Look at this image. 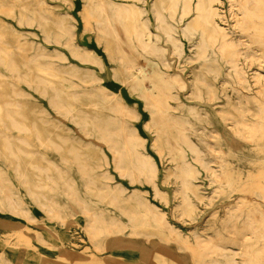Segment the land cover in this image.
I'll return each instance as SVG.
<instances>
[{
    "label": "rangeland",
    "instance_id": "374dc122",
    "mask_svg": "<svg viewBox=\"0 0 264 264\" xmlns=\"http://www.w3.org/2000/svg\"><path fill=\"white\" fill-rule=\"evenodd\" d=\"M233 1L252 13L251 21L241 24L230 6L234 2L218 0L213 7L220 19L214 22L242 53L252 55L250 62L238 57L244 86L233 75L229 50H216L219 33L195 23V13L180 19V0H0V46L11 47L19 73L27 66L32 79L17 82L21 96L15 94L11 74L0 63V107L31 130L18 134L0 126V264H226L229 253L239 264L254 257L264 264V217L253 218V225L245 222L249 212L264 215V63L258 58L264 57V0ZM124 6L137 11L143 39L154 51L137 44ZM171 75L179 76L184 88ZM163 96L166 111L159 110ZM134 132L138 139L131 137ZM182 135L201 152L208 170L194 163ZM138 154L154 163V174L138 172ZM187 164L197 171L185 185L181 173ZM152 211L162 222L152 219ZM86 212L97 215L95 238L89 236ZM111 222L125 229L106 237ZM203 239H213L221 252L205 257L194 243ZM255 241L258 253L251 247Z\"/></svg>",
    "mask_w": 264,
    "mask_h": 264
},
{
    "label": "bare ground",
    "instance_id": "6f19581e",
    "mask_svg": "<svg viewBox=\"0 0 264 264\" xmlns=\"http://www.w3.org/2000/svg\"><path fill=\"white\" fill-rule=\"evenodd\" d=\"M137 1H139V0H137ZM181 1V10H180V19H183V18H185V17H188V16H190L191 15V13H195V19H194V22L195 23H201L204 27H209L211 30H212V32L213 33H215V34H217V33H219L218 34V46H217V49L216 50H219V52L221 53L223 50H226V51H228L229 50V53H226L227 54V56L229 57V62H230V64H231V67H232V69H233V75H234V77L236 76L237 77V81L240 83V86L241 85H245V83H246V76H245V71H244V69H242L241 67H239V64H238V61L240 60L238 57L239 56H241V58H242V60H243V62L244 61H247L248 59V61L250 62V59L252 58V55H250V54H248V53H242L241 52V50L240 49H238L239 47V45L240 44H236V43H232L231 41L232 40H230V38L228 37V33L222 28V27H220L219 25H217L215 22H214V17H218L219 19H220V14L219 13H217V11L214 9V3L216 2V1H218V0H196L195 2H194V0H180ZM220 1V0H219ZM172 2H173V0H172ZM229 2H231V1H229ZM232 2H234L233 0H232ZM241 4H247V3H249V1L248 0H241ZM258 3V2H262V0H255L254 1V3H253V5L255 4V3ZM102 3H103V5H105L104 4V1H102ZM263 3V2H262ZM230 4V3H229ZM100 5V4H99ZM113 5V4H112ZM256 5V4H255ZM262 5V4H261ZM231 7H236V9L234 8L233 9V11L235 12V14H236V16H239L240 18V23L241 24H244V23H246L247 21H251V14L252 13H247L246 11H243L242 9H240V8H238L239 7V5H237V2L235 3H233V4H231L230 5ZM100 7V6H99ZM117 7H118V9H117V11L119 10V6L117 5ZM230 7V8H231ZM254 7V6H253ZM256 7V6H255ZM263 7V6H262ZM261 7V8H262ZM123 8V10H124V14H123V16H124V19H126L128 22H129V24L131 25V27H132V30H133V33H134V35H135V40H136V42H137V44L141 47V48H143V49H145V50H152V51H154L155 50V47L153 46V45H151V43H149V42H146L144 39H143V28L145 27V25L144 24H141L140 23V20L139 19H137L138 18V13H137V11L135 10V8L133 7V6H130V7H127V6H124V7H122ZM257 8V7H256ZM250 9L252 10L253 8L252 7H250ZM22 10H23V8H22ZM104 10V9H103ZM155 10V9H154ZM156 12H158V11H156ZM40 14V13H39ZM115 14H116V12H115ZM255 14V13H254ZM176 15V14H175ZM241 15V16H240ZM19 16V15H18ZM21 16V15H20ZM33 16V15H32ZM230 16V15H229ZM43 17V16H42ZM42 17H41V19H42ZM120 17V14L119 13H117L116 15H115V17L114 18H119ZM23 18V17H22ZM25 19H27V18H25ZM141 19V18H140ZM222 19V18H221ZM30 20V19H29ZM43 20V19H42ZM47 20H49L48 18H47ZM62 20V19H61ZM161 20V19H160ZM34 21V20H33ZM109 21V20H108ZM155 21V20H154ZM30 22H31V20H30ZM30 22H29V24H30ZM159 22V21H158ZM223 22V21H222ZM27 23V22H26ZM28 24V23H27ZM108 24V23H107ZM236 24V23H235ZM37 25V24H36ZM56 25V24H55ZM60 24H58L57 23V26H59ZM160 26V25H159ZM239 26V25H238ZM199 28V27H198ZM111 28H109V30H110ZM232 29V28H231ZM166 30V29H165ZM170 30V29H169ZM97 31V30H96ZM119 31H120V29H119ZM148 31V30H147ZM204 31V30H203ZM254 31V30H253ZM256 31V30H255ZM254 31V32H255ZM44 32V31H43ZM70 32V31H69ZM98 32H99V30H98ZM118 32V31H117ZM171 32V31H170ZM186 32V31H185ZM240 32V31H239ZM258 32V31H257ZM147 33V35H149L150 36V32H146ZM261 33V32H260ZM263 33V32H262ZM117 34V33H116ZM188 34V33H187ZM243 34H245V35H249L246 31L245 32H243ZM264 34V33H263ZM168 35V34H167ZM260 35V34H259ZM114 36H116V35H114ZM209 36V35H208ZM208 36H207V38H208ZM258 36V35H257ZM117 37V36H116ZM151 37V36H150ZM249 37V36H248ZM251 38V37H250ZM261 38H262V36H261ZM260 38V40H262ZM116 39V38H115ZM209 39V38H208ZM237 39H238V36H237ZM253 39V38H252ZM120 40V39H119ZM215 40V39H214ZM240 40V39H239ZM254 41H259V39L257 38V37H255V39H253ZM213 42V41H212ZM242 43V42H241ZM174 44V43H173ZM258 44H259V42H258ZM212 45V44H211ZM242 45H244V44H242ZM254 45V44H253ZM120 46V45H119ZM175 46V45H174ZM173 46V47H174ZM175 47H177V46H175ZM202 47V46H201ZM249 47V46H248ZM260 47V46H259ZM203 48V47H202ZM127 49V48H126ZM198 49V48H197ZM263 49V53H264V48H262ZM173 50V49H172ZM178 50V49H177ZM206 51V50H205ZM205 51L203 52V53H205ZM259 51V50H258ZM80 52V51H79ZM177 52H179V51H177ZM126 53V52H125ZM160 53V52H159ZM201 53V52H200ZM207 53V52H206ZM258 53V52H257ZM150 54H151V52H150ZM153 55H154V53H152ZM158 54V53H157ZM177 54V53H176ZM179 54V53H178ZM196 54V53H195ZM39 55H42V54H39ZM38 55V56H39ZM81 55V54H80ZM87 55H89V53L87 54ZM91 55V54H90ZM200 55V54H199ZM202 55V54H201ZM200 55V56H201ZM205 55V54H204ZM203 55V56H204ZM215 55V54H214ZM221 55V54H220ZM35 56V55H34ZM43 56V55H42ZM40 57L41 59L43 58V57ZM92 56V55H91ZM156 56V55H155ZM199 56V57H200ZM206 56V55H205ZM37 57V56H36ZM36 57H34V59L36 58ZM202 57V56H201ZM199 58V59H202V58ZM223 57H224V55H223ZM257 57V56H256ZM190 58V57H189ZM225 58H227V57H225ZM259 59H262V61H260V62H262V63H264V57H258ZM196 59V58H195ZM32 60V59H31ZM192 60V59H191ZM33 61H35V60H33ZM138 61V60H137ZM143 61V60H142ZM29 62H30V60H29ZM0 63L10 72V74H11V82L9 83V87L11 88V90L15 93V94H17L18 93V91H19V89H18V87L17 88H14L15 86H16V83L17 82H19V81H22V82H24V83H32V79H31V77H30V73H28V71H29V68H27V66H26V71L21 75L20 73H19V71H18V69H17V67H16V65H15V62H14V60H13V53H12V51H11V47L10 46H3V47H1L0 46ZM138 63V62H137ZM147 63V62H146ZM205 63V62H204ZM230 64H228V65H230ZM259 64V63H258ZM44 65V64H43ZM46 65V64H45ZM48 67H49V65H47ZM205 66V65H204ZM207 66V65H206ZM210 66V65H209ZM44 67V66H43ZM51 67V66H50ZM136 67V66H135ZM230 67V68H231ZM248 67H250V66H248ZM259 67V66H258ZM45 68V67H44ZM211 68V67H210ZM41 69H43V68H41ZM46 69H49V68H47L46 67ZM202 69V68H201ZM213 69V68H212ZM140 70V69H139ZM145 70V69H144ZM147 70V69H146ZM230 70V69H229ZM55 71V70H54ZM199 71V70H198ZM204 71V70H203ZM203 71H202V73H203ZM207 71V70H206ZM205 71V72H206ZM209 71V70H208ZM215 71V70H214ZM38 72V71H37ZM57 72V71H56ZM142 72V71H141ZM193 72H194V70H193ZM227 72V71H226ZM210 73V72H209ZM216 73V72H215ZM258 73V72H257ZM211 74V73H210ZM228 74V73H227ZM45 75H47V74H45ZM51 75H53V73L52 74H50V76ZM196 75V74H195ZM198 75V74H197ZM207 75H208V73H207ZM215 74H213V76H214ZM228 75H230V74H228ZM55 76V75H54ZM171 76H174V75H171ZM193 76V75H192ZM199 76V75H198ZM202 76V75H201ZM203 76H204V74H203ZM206 76V75H205ZM36 77V76H35ZM169 77V76H168ZM218 77V76H217ZM217 77L215 78V79H217ZM228 77H231V76H228ZM37 78V77H36ZM41 78V77H40ZM39 78V79H40ZM55 78H56V76H55ZM172 78V77H171ZM193 78V77H192ZM197 78V77H196ZM42 79V78H41ZM40 79V80H41ZM79 79V78H78ZM83 79H85V78H83ZM83 79H82V82H84L83 81ZM252 79H253V76H252ZM257 79V78H256ZM263 79V78H262ZM44 80V79H43ZM81 80V79H80ZM174 80L176 81V83L179 85V86H182L183 88H184V83L185 82H183L182 80H181V78L179 77V76H174ZM173 80V81H174ZM198 80H199V78H198ZM203 80V79H202ZM232 80V79H231ZM259 80H260V78H259ZM42 81V80H41ZM44 81H46V80H44ZM93 81V80H92ZM193 81H195V79H193ZM193 81H192V83H193ZM206 81V80H205ZM86 82V81H85ZM84 82V83H85ZM200 82V81H199ZM208 82V81H207ZM220 82V81H219ZM258 82H260V81H258ZM88 83V82H87ZM86 83V84H87ZM48 84V83H47ZM46 84V85H47ZM198 84V83H197ZM200 84H202V82L200 83ZM199 84V85H200ZM209 84H211V83H209ZM51 85V84H50ZM193 85H194V83H193ZM212 85V84H211ZM243 85V86H244ZM254 85V84H253ZM261 85V84H260ZM201 86V85H200ZM205 86V85H204ZM235 86V85H234ZM238 86V85H237ZM255 86H256V83H255ZM51 87V86H50ZM199 87V86H198ZM202 87V86H201ZM212 87H215V86H212ZM145 88V87H144ZM153 88V87H152ZM242 88V87H241ZM206 89H209V88H206ZM234 89V88H233ZM232 89V90H233ZM243 89V88H242ZM146 90V89H145ZM205 90V89H204ZM214 90V89H213ZM244 90V89H243ZM176 91V90H175ZM197 91H198V89H197ZM196 91V92H197ZM226 91H227V89H226ZM234 91V90H233ZM238 91V90H237ZM62 92V91H61ZM155 92V91H154ZM200 92H202V91H200ZM240 92V91H239ZM255 92V91H254ZM19 93H20V96H21V92L19 91ZM189 93V92H188ZM211 93V92H210ZM213 93H215V92H213ZM232 93V92H231ZM238 93V92H237ZM236 93V94H237ZM257 93L258 94H260L261 92H259V91H257ZM191 94V93H190ZM198 94H199V92H198ZM215 94H217V93H215ZM226 94V93H225ZM256 94V93H255ZM25 95V94H24ZM166 95V94H165ZM189 95V94H188ZM192 95V94H191ZM206 95V94H205ZM210 95V94H209ZM28 96V95H27ZM169 96V95H168ZM211 96H212V94H211ZM218 96V95H217ZM231 96V95H230ZM238 96V95H237ZM264 96V95H263ZM145 97V96H144ZM190 97H192V96H190ZM199 97H201V96H199ZM226 97V96H225ZM115 98V97H114ZM147 98V97H146ZM145 98V99H146ZM150 98V97H149ZM208 98V97H207ZM211 98V97H210ZM228 98V97H227ZM241 98V97H240ZM261 98V97H260ZM264 98V97H263ZM171 99V98H170ZM209 99V98H208ZM215 99V98H214ZM219 99V98H218ZM230 99H231V97H230ZM246 99V98H245ZM248 99V98H247ZM251 99L252 98H250V100L249 101H251ZM147 100V99H146ZM235 100V99H234ZM238 100V99H237ZM242 100H244V99H242ZM241 100V101H242ZM166 96H163V98H162V100L159 102V110L161 109V110H163V111H166V109H167V105H166ZM172 101V100H171ZM216 101V100H215ZM230 101V100H229ZM232 101V100H231ZM230 101V102H231ZM240 101V100H239ZM148 102V101H147ZM210 102H212V101H210ZM227 102V101H226ZM229 102V103H230ZM234 102V101H233ZM252 102V101H251ZM152 103H154V102H152ZM241 103H243V102H241ZM241 103H237V105L238 104H240L241 105ZM245 104V103H244ZM252 104V103H251ZM234 105V104H233ZM169 106V105H168ZM246 106V105H245ZM63 107V109L65 108L64 106H62L61 105V108ZM171 107V106H170ZM169 107V108H170ZM233 107V106H232ZM259 107V106H258ZM261 108H263L262 106H260ZM152 108V107H151ZM239 108V106H237V109ZM243 108V107H242ZM241 108V106H240V110L242 109ZM126 109V108H125ZM172 109V108H171ZM177 109V108H176ZM232 109V108H231ZM43 110V109H42ZM130 110V109H129ZM243 110V109H242ZM45 111V110H44ZM67 111V110H66ZM121 111V110H120ZM119 111V112H120ZM158 111V110H157ZM221 111V110H220ZM234 111V110H233ZM251 111V110H250ZM161 112V111H160ZM235 112H237V111H235ZM181 113V112H180ZM242 113H244V112H242ZM150 114V113H149ZM197 114V113H196ZM199 114V113H198ZM197 114V115H198ZM203 114V113H202ZM238 114V116H239V113H237ZM246 114V113H245ZM40 115H42V114H40ZM196 115V116H197ZM255 115V114H254ZM163 116V115H162ZM199 116V115H198ZM228 116V115H227ZM243 116V115H242ZM253 116V115H252ZM168 117V116H167ZM202 117V116H201ZM231 117V116H230ZM257 116H255V118H256ZM127 118V117H126ZM174 118V117H173ZM198 119V118H197ZM199 119H201V118H199ZM205 119V118H204ZM39 120V119H38ZM43 120V119H42ZM41 119H40V121H42ZM44 120H45V118H44ZM135 120H136V118H135ZM134 120V121H135ZM202 120V119H201ZM255 120V119H254ZM235 121H236V119H235ZM260 121H261V119H260ZM264 121V120H263ZM199 122V121H198ZM227 122V121H226ZM232 122V121H231ZM240 122V121H239ZM7 123H8V125H7ZM41 123H45V122H41ZM85 124L87 123V122H84ZM234 123V122H233ZM236 123H238V122H236ZM246 123H250V122H246ZM245 123V124H246ZM189 124V123H188ZM192 124V123H191ZM191 124H190V126H191ZM230 124V123H229ZM239 124V123H238ZM244 124V125H245ZM252 124V123H251ZM45 125H47L46 123H45ZM49 125V124H48ZM232 125V124H231ZM236 125V124H235ZM0 126L1 127H3L4 129L5 128H10V129H12V130H15V131H17V133L18 134H22V133H26V135H30L29 133H30V128H29V126L26 124V123H24V122H19L15 117H14V115L11 113V112H6L5 114L3 113V109L0 107ZM176 126H177V124H176ZM189 126V127H190ZM192 126H193V124H192ZM246 126V125H245ZM35 127V126H34ZM54 127V126H53ZM98 127V126H97ZM108 127V126H107ZM107 127H105V129L107 128ZM182 127V126H181ZM240 127H242V126H240ZM261 127V126H260ZM148 128V127H147ZM253 128V127H252ZM256 128V127H255ZM242 129H243V127H242ZM84 130V129H83ZM101 130V129H100ZM245 130H246V128H245ZM262 130V129H261ZM108 131V130H107ZM183 131H185V130H183ZM193 132H194V130H192ZM254 131V130H253ZM255 131H257V130H255ZM27 132H29V133H27ZM106 132V131H105ZM190 132V131H189ZM261 132L262 131H260V134H261ZM183 133H185V132H183ZM213 133V132H212ZM243 133V132H242ZM246 133V138H248V140L249 139H252V137L254 136V134H253V136H251V134H252V132H249V131H246L245 132ZM255 133V132H254ZM87 134V133H86ZM88 134H89V132H88ZM109 134V133H108ZM107 134V135H108ZM122 134H123V132H122ZM215 134V133H214ZM242 135V134H241ZM256 135H257V133H256ZM106 136V135H105ZM131 136V135H130ZM183 136V139L184 140H186V142L187 143H189V145L191 146L192 145V143H191V141L189 142V139L188 138H186V136L185 135H182ZM210 136V135H209ZM211 136H213V135H211ZM210 136V137H211ZM215 136V135H214ZM213 136V137H214ZM262 136V135H261ZM38 137V136H37ZM58 137H60L59 135H58ZM57 137V138H58ZM124 137V136H123ZM133 139H138L139 138V136H138V134H136V132H134L133 133V135L131 136ZM243 137H244V135H243ZM255 137V136H254ZM63 138V137H62ZM62 138H60L61 140H62ZM182 138V137H181ZM242 138V137H241ZM59 139V138H58ZM197 139V138H196ZM262 138L260 137V140H261ZM244 140H246V139H244ZM248 140H246L247 142H248ZM20 141V140H19ZM124 141H125V139H124ZM196 141V140H195ZM252 141H253V139H252ZM258 141V140H257ZM262 141H263V139H262ZM262 141H259V142H262ZM22 142V141H21ZM185 142V143H186ZM23 143V142H22ZM68 143V142H67ZM191 143V144H190ZM66 144V143H65ZM113 144V143H112ZM114 144H116V143H114ZM55 144L53 143V146H54ZM57 145V144H56ZM55 145V146H56ZM43 146V145H42ZM54 146V147H55ZM60 146V145H59ZM127 146V145H126ZM185 146V145H184ZM212 147H214L213 145H211ZM172 147L173 148H177V146H175V144H173L172 143ZM58 148V147H57ZM73 148V147H72ZM71 147H70V149H72ZM136 148V147H135ZM141 148V147H140ZM187 148V147H186ZM196 148V147H195ZM60 149H61V147H60ZM69 149V150H70ZM139 149V148H138ZM143 149V148H142ZM166 149V148H165ZM177 149H179V148H177ZM253 149V148H252ZM58 150V149H57ZM127 150H128V148H127ZM190 150L193 152V154H194V163H197L198 165H200L205 171L206 170H208V167L205 165V163L203 162V160H202V158H201V152L199 151V150H197V149H194L193 148V146H191V148H190ZM189 150V151H190ZM214 150V149H213ZM254 150H255V148H254ZM137 151V150H136ZM215 151V150H214ZM262 151V150H261ZM264 151V150H263ZM76 152H77V150H76ZM75 152V153H76ZM219 152V151H218ZM69 153V152H68ZM73 153H74V151H73ZM129 153V152H128ZM191 153V152H190ZM209 154H210V152H209ZM219 154V153H218ZM79 155V154H78ZM86 155V154H85ZM204 155V154H203ZM74 156H76L75 154H74ZM80 156V155H79ZM205 156V155H204ZM219 156V155H218ZM82 157V156H81ZM137 161H138V172L139 173H141V174H144L145 172H147V171H150L151 173H155V165H154V163L150 160V159H148V158H146V157H144V156H142L141 154H138L137 156ZM79 158V157H78ZM77 158H74V160H76ZM122 159V158H121ZM131 160V159H130ZM66 161V160H65ZM77 161V160H76ZM78 161H79V159H78ZM81 161H83V160H81ZM86 162V161H85ZM214 162V161H213ZM212 163V162H211ZM78 164H80V163H78ZM213 164V163H212ZM84 165V164H83ZM126 165V164H125ZM130 165H131V163H130ZM216 165V164H215ZM254 165H256V164H254ZM78 166V165H77ZM85 166V165H84ZM96 166V165H95ZM76 167V166H75ZM81 167V166H80ZM86 167H88V165L86 166ZM98 167H100V168H102L101 166H99L98 165ZM119 167V166H118ZM132 167V166H131ZM195 167V166H194ZM77 168V167H76ZM90 168V167H89ZM92 168V167H91ZM90 168V169H91ZM157 168V167H156ZM200 168V167H199ZM125 169V168H124ZM213 169V168H212ZM79 170V169H78ZM81 170V169H80ZM92 170V169H91ZM94 170V169H93ZM92 170V171H93ZM82 171H83V169H82ZM165 171V170H164ZM172 171V170H171ZM197 171V170H196ZM195 171V172H196ZM84 172V171H83ZM85 172L87 173V176H89L88 174V172H87V169L85 168ZM137 172V173H138ZM195 172H194V169H193V167H192V165L191 164H187L186 165V167H185V169L182 171V173H181V176H182V178H183V180H184V183H185V185H187V184H189V178H193V177H195L194 176V174H195ZM208 172V171H207ZM79 173H80V171H79ZM82 173V172H81ZM91 173V172H90ZM93 173V172H92ZM165 173H166V171H165ZM213 173V172H212ZM84 174V173H83ZM130 174V173H129ZM133 174H135V173H133ZM216 175H217V172L215 173ZM127 175V174H126ZM179 175V174H178ZM177 175V176H178ZM225 175L226 176H230V174H229V172H227V173H225ZM264 175V174H263ZM263 175H261L262 177H263ZM86 176V175H85ZM102 176H104V174H102V175H100L99 176V178L100 177H102ZM122 176V175H121ZM123 176H125V174L123 175ZM180 176V175H179ZM92 177V176H91ZM205 177V176H204ZM221 177V176H220ZM85 178V177H84ZM87 178V177H86ZM128 178V177H127ZM177 177H176V175H175V177L173 178V179H176ZM179 178V177H178ZM196 178V177H195ZM207 178V177H206ZM218 178V177H217ZM258 179H259V177H257ZM264 178V177H263ZM88 179V178H87ZM188 179V180H187ZM89 180V179H88ZM92 180V179H91ZM95 180V179H94ZM156 180V179H155ZM194 180V179H193ZM129 181H130V179H129ZM180 181H181V179H180ZM195 181H196V179H195ZM207 181H208V179H207ZM92 182V181H91ZM94 182V181H93ZM130 183V182H129ZM181 183V182H180ZM183 183V184H184ZM192 183V182H191ZM90 184V183H89ZM92 184V183H91ZM95 184V183H94ZM130 184H132V183H130ZM65 185H66V183H65ZM103 185V184H102ZM102 185H101V188H103L104 189V187H105V185H104V187H102ZM107 185V184H106ZM118 185V184H117ZM67 186V185H66ZM93 186V185H92ZM94 186H96V185H94ZM109 186V185H108ZM107 186V187H108ZM116 186V185H115ZM114 186V189L115 188H117V187H115ZM120 185H118V187H119ZM184 186V185H183ZM97 187H99V186H96L95 188H97ZM110 187V186H109ZM121 187V186H120ZM151 187V186H150ZM181 187H182V185H181ZM185 188H186V186H184ZM199 187V186H198ZM262 187V185L260 186V188ZM100 188V189H101ZM183 188V187H182ZM189 188V187H188ZM196 188V187H195ZM256 188H258V187H256ZM255 188V189H256ZM264 188V187H263ZM102 189V190H103ZM110 189H111V187H110ZM93 190V189H92ZM118 189H116V191H117ZM120 190V189H119ZM123 190V189H122ZM183 190V189H182ZM186 190V189H185ZM252 190V189H251ZM250 190V191H251ZM259 190V189H258ZM261 190V189H260ZM260 190L258 191V193L260 192ZM264 190V189H263ZM94 191V190H93ZM99 191V190H98ZM111 191V190H110ZM126 191H127V189H126ZM132 191H134V190H132ZM131 191V192H132ZM184 191V190H183ZM196 191H197V189H196ZM249 191V192H250ZM106 192H108V191H106ZM114 192V191H113ZM113 192H111V193H113ZM120 192V191H119ZM182 192V191H181ZM187 192V191H186ZM192 192V191H191ZM32 193V192H31ZM103 193V192H102ZM108 193H110V192H108ZM123 192H121V194H122ZM184 193H185V191H184ZM198 193V192H197ZM196 193V194H197ZM248 193V192H247ZM247 193H245V194H247ZM253 193V192H252ZM261 193H263V191L261 192ZM74 194V193H73ZM97 195L99 194V193H96ZM125 194V193H124ZM180 194H182V193H180ZM192 194V193H191ZM72 195V194H71ZM104 195V194H103ZM107 195V194H106ZM113 195H114V193H113ZM112 195V196H113ZM123 195V194H122ZM132 195V194H131ZM130 195V196H131ZM251 195V194H250ZM263 195H264V193H263ZM108 196H110L111 197V195H109L108 194ZM129 196V197H130ZM134 196V195H133ZM142 196V195H141ZM173 196H174V194H173ZM193 196H194V194H193ZM197 196V195H196ZM262 196V195H261ZM102 197V196H101ZM105 197V196H104ZM122 197H124V196H122ZM121 197V198H122ZM184 197H185V194H184ZM183 197V198H184ZM213 197V196H212ZM263 197V196H262ZM262 197L260 198V200L262 201ZM103 198V197H102ZM106 199H107V197H105ZM109 198V197H108ZM112 198V197H111ZM139 198V197H138ZM142 198V197H141ZM140 198V199H141ZM187 199V201H188V197H186ZM196 198V197H195ZM256 198V197H255ZM99 199V198H98ZM101 199V198H100ZM118 199V198H117ZM131 200H134V199H132V198H130ZM191 199V198H190ZM189 199V200H190ZM198 199V198H197ZM202 199H204V198H202ZM207 199V198H206ZM258 199V198H257ZM78 200V199H77ZM107 200H109L110 201V199H107ZM111 200H113V198L111 199ZM114 200H116V197L114 196ZM128 200V199H127ZM127 200L125 201V202H127ZM156 200V199H155ZM184 200H185V198H184ZM211 200V199H210ZM239 200V199H238ZM79 201V200H78ZM129 201V200H128ZM141 201V200H140ZM202 201V200H201ZM208 201V200H207ZM258 201V200H257ZM38 202V201H37ZM102 202H104V201H102ZM122 202H124V201H122ZM122 202H120V203H122ZM124 202V203H125ZM134 202V201H133ZM189 202V201H188ZM250 202V200L248 201V203ZM254 202H256V201H254ZM128 203V202H127ZM165 203V202H164ZM182 203V202H181ZM241 203H242V200H241ZM240 203V204H241ZM116 204H118V203H116ZM137 204H138V202H137ZM146 204V203H145ZM192 204V203H191ZM194 204V203H193ZM240 204H238V205H240ZM257 204V203H256ZM255 204V205H256ZM8 205V204H7ZM119 205V204H118ZM127 205V204H126ZM136 205V204H135ZM139 206H140V204H138ZM138 205L136 206L137 208H138ZM142 205V204H141ZM166 205V204H165ZM184 205V204H183ZM182 204H181V206H183ZM185 205H190V204H186V202H185ZM251 205V204H250ZM129 206H132V205H129ZM148 206V205H147ZM229 206V205H228ZM241 206H243V204L241 205ZM120 207V206H119ZM121 207H122V205H121ZM143 207H145V206H143ZM180 207V206H179ZM237 207V206H236ZM239 207V206H238ZM238 207H237V210H234L235 212L236 211H238ZM112 208V207H111ZM141 208H142V206H141ZM184 208H186V206H184ZM184 208H183V210H182V208L180 209V210H182L183 211V213H184ZM195 208V207H194ZM226 208V207H225ZM251 208V207H250ZM119 209V208H118ZM125 209V208H124ZM124 209H123V212H124ZM130 209V208H129ZM132 209H134V205H133V208ZM188 209V208H187ZM198 208H196V210H197ZM236 209V208H235ZM45 210H46V208H45ZM84 210V209H83ZM137 210V209H136ZM143 210V209H142ZM174 210V209H173ZM195 210V209H194ZM195 210V211H196ZM226 210V209H225ZM246 210V209H245ZM250 210V209H249ZM252 210H253V208H252ZM126 212H129V210L127 211V210H125ZM131 211V210H130ZM187 210L185 209V212H186ZM231 211H232V209H231ZM248 211V210H247ZM254 211V210H253ZM261 211V210H260ZM134 212H136L135 210H134ZM145 212V211H144ZM181 212V211H180ZM193 212V211H192ZM229 212V211H228ZM131 213V212H130ZM189 213H191V212H189ZM230 213V212H229ZM264 213V212H263ZM129 214V213H128ZM128 214H127V216H128ZM135 214V213H134ZM227 214V213H226ZM235 214V213H234ZM238 214V213H237ZM246 214V213H245ZM257 214H259V213H257ZM256 213H254V212H249L248 214H247V216H245V218H246V223L247 224H249V225H251L252 223V219L253 218H257V217H260V216H263L264 217V215H257ZM17 215V214H16ZM85 215H86V219H87V227H88V233H89V236L90 237H93V238H95V237H97L100 233L98 232V229H96L95 228V225H94V223L97 221V215L96 214H94V213H89V212H86L85 213ZM136 215H138V214H135V217H136ZM146 215H147V213H146ZM149 215L152 217V219H154L155 221H157V222H162V220H163V217L160 215V214H158L156 211H152V212H149ZM148 215V216H149ZM125 216V215H124ZM126 216V217H127ZM142 216V215H141ZM189 216H190V214H189ZM229 216H231V215H229ZM236 216V215H235ZM129 217H130V215H129ZM186 217V216H185ZM228 217V216H227ZM232 217L233 216H231L230 217V220L232 219ZM238 217V216H237ZM128 218V217H127ZM21 219H23V218H21ZM111 219V218H110ZM132 219H133V217L132 218H130V221H132ZM151 219V220H152ZM188 219H190V218H188ZM222 219V218H221ZM234 219V218H233ZM232 219V220H233ZM264 219V218H263ZM134 220H135V218H134ZM137 220V219H136ZM141 220V219H140ZM180 220H181V218H180ZM184 220V219H183ZM235 220V219H234ZM185 221V220H184ZM223 221V220H222ZM236 221H238V220H236ZM264 221V220H263ZM138 222H139V220H138ZM245 222H244V224H245ZM120 223V222H119ZM133 223V222H132ZM237 223V222H236ZM134 224V223H133ZM140 224H142V222L140 223ZM154 224V223H153ZM241 224V223H240ZM143 225V224H142ZM145 225V224H144ZM230 225V224H229ZM253 225V224H252ZM254 227V226H253ZM243 228V227H242ZM125 228L122 226V225H120V224H117V223H114V222H111V223H109L106 227H105V235H106V237L108 236V237H110V236H114V235H117L118 233H120L121 231H123ZM166 229V228H165ZM168 229V228H167ZM174 229V228H173ZM252 229L253 228H251V231H252ZM130 232V231H129ZM234 232V231H233ZM18 233V232H17ZM131 233V232H130ZM138 233V232H137ZM169 233V232H168ZM229 233V232H228ZM252 234V233H251ZM177 235V234H176ZM179 236V235H178ZM182 236V235H181ZM152 237V236H151ZM200 237V236H199ZM149 238V237H148ZM189 239V238H188ZM197 239H199L198 238V236H197ZM255 239V238H254ZM204 240V241H203ZM203 240H198L197 242H194V243H196L197 244V247H198V249L199 250H203L204 251V256L205 257H207V256H209V257H211V256H213V255H217L219 252H221L220 251V248L219 247H217L216 246V244H214V241H213V239H209V240H205V239H203ZM215 240V239H214ZM245 240L247 241L248 240V238H245ZM244 240V241H245ZM256 240V239H255ZM220 241V240H219ZM250 241L252 242V240L250 239ZM249 241V242H250ZM107 242V241H106ZM177 242V241H176ZM225 242V241H224ZM257 241H255L254 243H250L251 244V247L253 248V252H256V253H258V252H260V246L258 245V244H255ZM112 243V242H111ZM180 244V243H179ZM244 244V243H243ZM247 245H249V244H247ZM242 246V245H241ZM188 247V246H187ZM185 248V247H184ZM251 248V249H252ZM264 248V247H263ZM102 249H105V245L103 246V248ZM187 249V248H186ZM185 249V250H186ZM240 249H241V247H240ZM251 249H250V251H251ZM188 250V249H187ZM223 250H226V248L224 249L223 248ZM238 250V249H237ZM248 250V249H247ZM247 250H245V249H243V251L244 252H247ZM188 251H190V250H188ZM239 251V250H238ZM241 251V250H240ZM191 252V251H190ZM262 252V251H261ZM201 253V252H200ZM235 253V252H234ZM238 253V252H237ZM249 253V252H248ZM251 253V252H250ZM236 254V253H235ZM245 256L247 255V253L246 254H244ZM226 256V259H227V261H226V264H239V262L237 263V262H235L234 261V259H233V257L235 256H233V254H231V253H229L228 255H225ZM228 256V257H227ZM242 256V255H241ZM254 256V255H253ZM261 257V256H260ZM193 258V257H192ZM213 258V257H212ZM222 258V257H221ZM235 258V257H234ZM254 259H255V257H254ZM253 259V260H254ZM264 259V258H263ZM252 259H249V260H244L243 261V263L245 262L246 264H256V262L255 261H253ZM260 262V261H259ZM242 263V264H243ZM244 263V264H245Z\"/></svg>",
    "mask_w": 264,
    "mask_h": 264
}]
</instances>
